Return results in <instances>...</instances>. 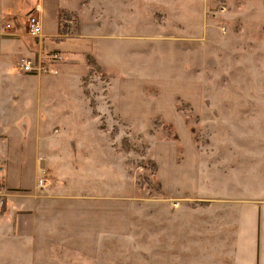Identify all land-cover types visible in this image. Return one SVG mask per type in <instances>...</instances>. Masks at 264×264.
Returning a JSON list of instances; mask_svg holds the SVG:
<instances>
[{
	"label": "rangeland",
	"instance_id": "1",
	"mask_svg": "<svg viewBox=\"0 0 264 264\" xmlns=\"http://www.w3.org/2000/svg\"><path fill=\"white\" fill-rule=\"evenodd\" d=\"M137 2L133 39L118 38L120 30L105 25L96 37L79 40L77 17L71 38H42L41 29L44 51L55 48L65 59L72 52L66 51L68 46L89 53L68 79H61L60 68L41 76L24 74L14 62L16 51H9L3 62L11 64V73H0L2 127L11 129L23 119L31 122L37 100L54 102L60 113L70 104L84 103L100 118L97 132L103 134V147L116 151L109 160L115 166L117 186L106 190L111 186L106 179L103 192L114 190L117 195L121 223L115 228H120L103 231L90 255L55 247L50 258L58 264H231L239 204L264 203V0ZM142 3L165 7L168 13L149 18ZM19 5L20 1L15 7ZM111 5L112 0H104V8ZM22 8L21 2V12ZM23 37L28 36L20 37L28 46ZM18 83L23 84L19 92L9 94ZM123 87H135L139 93L132 94V100L138 105L175 106L197 158L186 155L180 142L176 152L167 147L170 156L159 155L162 143L178 141L175 124L162 116L145 122L122 120L118 101L130 96ZM90 121L88 133L93 134ZM27 135L28 147L35 134ZM15 156L8 161L20 162L21 174L30 184L32 150L23 158ZM162 162L166 170L179 165V190L190 195L193 188L187 181L193 177L200 193L167 201L160 186ZM109 170L104 167L107 177L112 175ZM172 174L176 173L168 172Z\"/></svg>",
	"mask_w": 264,
	"mask_h": 264
},
{
	"label": "crops",
	"instance_id": "2",
	"mask_svg": "<svg viewBox=\"0 0 264 264\" xmlns=\"http://www.w3.org/2000/svg\"><path fill=\"white\" fill-rule=\"evenodd\" d=\"M19 1L17 8L15 5ZM137 6V0H112V5L106 8L104 0H0V73H11V64L5 66L3 60L7 61L8 52L12 49L16 51L15 64L20 57H27L22 55H47L57 51L52 47L44 51L40 39L34 38L33 41L26 32L21 33L20 29L25 28L24 16L28 13L37 17L42 29V38H54L59 35L58 15L62 12L79 19V40L96 37L97 31L105 25L106 29L120 30L118 38L133 39L135 36L131 33L135 28ZM142 6L145 12L143 14H147L149 18L159 19L157 16L161 15L160 13H168L165 7H152V3H142ZM49 24L53 26L51 31L47 29ZM6 25L14 28L15 34H11L12 30H7ZM22 36H28L23 37L28 46L20 40ZM78 47H66V51L72 52H68V63L58 67L60 72L64 73L61 79H68L70 73H77L80 69L78 62L82 63L83 59H87L89 53L82 52ZM57 79L59 77L55 80ZM22 86V83H18V86H8L12 89L9 94L18 93ZM123 89L126 92L130 90V96L118 101L117 114L122 120L138 119L145 122L158 115L162 116L165 122L175 124L178 141L169 140L162 143L158 148L161 152L159 155L170 156L167 147L172 146L176 152L180 142L182 151L185 147L186 155L197 158L196 146L184 129L183 118L176 114L175 106L170 108L167 104L138 105L137 100H132V94L139 93L134 90L135 87ZM39 94L40 91H37V97ZM55 105L54 102L48 104L37 100L34 105L37 113L31 122L23 119L17 125L11 124V129L2 127L0 119V192L3 194V207L0 210L1 264H58L50 258L55 247L90 255L102 239L103 231L111 232L113 230H109L110 227L117 229L115 226H120V203L113 190L117 186V178L113 180L117 174L114 173L112 160H109L116 156V151L112 148L105 149L101 143L103 134L97 132L100 118L98 119L97 114L94 115L92 109L84 103L70 104L64 107L66 111L61 113L57 112L60 107ZM87 120H91L90 123L93 124V134L88 133ZM20 132L23 134L20 135ZM28 132L35 134V137L30 139L32 144L27 147ZM65 133L69 135L65 137ZM11 138H16V141L11 142ZM28 149L32 150L34 161L30 184V179L26 183L21 174L23 166L20 167V162L14 164L8 161L15 155L18 159L23 158ZM3 158L5 160L1 161ZM104 167H109V174L112 175L107 177ZM168 172L176 174L168 175ZM180 178L179 165L166 170V165L162 162L160 186L167 195V201L178 198L182 200L183 197L200 193L195 187L193 177L187 181L193 188L190 195L185 194L184 189L179 190ZM38 179L42 183L39 184ZM106 179H110L111 184L106 190L109 191L112 187V193L103 192ZM239 215L244 217L241 219ZM236 222L238 228L231 253V264H264L263 201L255 200V203L248 207L239 204ZM241 226H245V230L240 232Z\"/></svg>",
	"mask_w": 264,
	"mask_h": 264
},
{
	"label": "built area",
	"instance_id": "3",
	"mask_svg": "<svg viewBox=\"0 0 264 264\" xmlns=\"http://www.w3.org/2000/svg\"><path fill=\"white\" fill-rule=\"evenodd\" d=\"M77 20L75 17H61L59 19V28L63 31L66 38H70V34L73 29L76 28ZM25 28L26 34L31 38H41V26L36 16L32 13L25 15ZM7 30H12L11 34L14 33V28L6 25ZM70 36V37H69ZM66 61L64 55L57 51H53L47 55H35L34 57H20L18 59V67L24 74L41 76L47 75L50 72L57 73L58 66ZM42 183L39 180V184ZM3 194L0 192V209L3 207Z\"/></svg>",
	"mask_w": 264,
	"mask_h": 264
},
{
	"label": "trees",
	"instance_id": "4",
	"mask_svg": "<svg viewBox=\"0 0 264 264\" xmlns=\"http://www.w3.org/2000/svg\"><path fill=\"white\" fill-rule=\"evenodd\" d=\"M61 17H71V15L60 12L58 15V19H60ZM59 35L63 36L64 35L63 31L60 30ZM174 141H177V140H174Z\"/></svg>",
	"mask_w": 264,
	"mask_h": 264
}]
</instances>
